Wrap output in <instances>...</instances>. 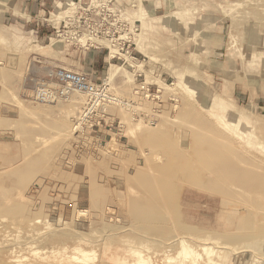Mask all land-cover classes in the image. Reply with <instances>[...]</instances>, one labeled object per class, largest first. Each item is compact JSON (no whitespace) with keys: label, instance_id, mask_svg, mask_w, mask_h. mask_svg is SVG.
Listing matches in <instances>:
<instances>
[{"label":"rangeland","instance_id":"374dc122","mask_svg":"<svg viewBox=\"0 0 264 264\" xmlns=\"http://www.w3.org/2000/svg\"><path fill=\"white\" fill-rule=\"evenodd\" d=\"M20 1L0 0V60L3 62L0 66V211L3 205H8L6 209L9 212L5 213L4 207L0 212V260H4L5 264H264L263 184L259 185L260 188L246 189L240 185L238 178L229 174L211 194L195 189L196 186L189 189V184L182 179H169L170 183L174 181L176 184L173 194L179 197L176 209L168 205L161 208L162 224L137 221L133 218L137 213L130 208L131 192L135 190L133 199L149 195L145 189L139 188L138 182L142 180L134 177L135 170L145 171L146 158L151 155L152 159L157 156L156 153L163 155L167 161L175 158L156 150L154 145L159 142H173L182 153L193 152V147L199 143L200 148H213L232 162L264 176V114L230 99L223 80L216 79L219 71L225 74L229 63L219 61L220 67H216L217 61L212 59L204 44L206 33L213 28L218 16L216 13L228 15L225 31L227 57L241 61L247 71L262 80L264 0H220L226 3L219 5L167 0L171 1L167 7L152 5L150 0H111L125 13L128 23L140 27L141 34L134 51L138 61L133 70L120 61L111 60L108 51L102 50L107 59L105 68H101L100 73L86 71V74L96 83H104L102 87L107 96L130 105L102 100L93 113L88 112L87 96L80 92H74L67 101L55 104H42L34 98V91L40 85L58 87L48 77L49 71L55 67L45 71L40 61H65L67 49L84 52L69 46L57 35L63 25L61 20L66 4L78 0H58L52 8L46 9L45 14L37 12L31 19L24 15L25 8ZM42 29H45V35L38 33ZM112 69H119V72L110 81L108 77ZM184 107L193 111L187 117L180 113L185 110ZM197 114L201 115L202 124L195 119ZM91 157L94 162L98 160L101 166L96 162L91 165L94 169L90 168L88 162ZM85 158L88 162L83 160ZM29 159L30 162L33 159L31 164ZM122 159L130 165L125 164L126 161L123 163ZM150 159L153 162L154 158ZM192 159L191 156L188 160ZM9 160L13 168L11 163L8 165ZM15 160L25 162L19 164ZM103 164L109 166L104 168ZM25 165L29 166L28 169ZM85 166L95 176L91 172L87 175ZM33 167L37 170L34 171ZM46 168L48 175L53 171L52 177L47 175ZM3 169L9 173L12 171L11 175ZM122 169L123 175L120 173ZM14 171L18 173L14 175ZM106 172L110 175L107 176ZM38 173L40 176H34ZM59 174H64V177L68 174L65 178L68 176L70 179L66 182ZM53 175L60 178L54 177L55 181ZM75 175H78V181L82 179L78 184L74 180ZM92 177L102 180L99 179V182L96 178L97 182L93 185L96 180ZM72 180L75 182L70 184ZM19 184L24 187L20 185L18 188ZM19 193L23 194V198L19 197ZM102 194L105 198L109 196L110 201L105 198L106 203L102 198L97 201L98 196L103 197ZM38 195L40 199H36ZM128 195L132 196L129 202ZM54 196L59 197L55 199ZM119 199L123 204L121 200L117 201ZM19 201L22 204L18 206ZM13 202L17 205L14 206ZM108 209H112V215L107 213ZM35 215L38 218L33 217ZM176 216H181V222L196 229L195 235L183 234ZM151 228L154 229L153 235L149 230ZM177 234L185 236L192 249L195 246L196 258L181 257V243L175 241ZM205 248H210V253L206 252L209 257L204 254Z\"/></svg>","mask_w":264,"mask_h":264},{"label":"bare ground","instance_id":"6f19581e","mask_svg":"<svg viewBox=\"0 0 264 264\" xmlns=\"http://www.w3.org/2000/svg\"><path fill=\"white\" fill-rule=\"evenodd\" d=\"M118 72H119V69H112L111 70V74H109L110 75V77H108L109 79H110V81H112L113 79H115V77H117V75H118ZM110 101H116V102H118L119 104H121L122 106H125V105H130V103H126L125 101H122V100H117L116 98H114V97H110V95H109V98H108ZM189 108V107H188ZM188 108H186V109H188ZM184 109H185V107H184ZM182 110L183 112H180L181 113V115L182 116H184V117H187V116H189L190 114H191V112H193L192 110H190V112H188L189 110ZM179 110H180V107H179ZM89 112V111H88ZM199 116H201V115H198L197 114V116H196V118L195 119H197V121L198 122H200L201 124H202V118L201 117H199ZM150 123V122H149ZM148 127V126H147ZM150 129V128H149ZM212 129V128H211ZM214 129V128H213ZM80 131V130H79ZM71 133V132H70ZM66 134V133H65ZM63 136V135H62ZM59 138H58V140L60 139V136H58ZM70 138H72L71 136H69ZM52 139H54L55 140V137L53 138L52 137ZM62 139H63V137H62ZM65 139H66V137H65ZM53 140V141H54ZM57 140V141H58ZM52 141V142H53ZM56 141V140H55ZM60 141H61V139H60ZM68 141V140H67ZM151 141V140H150ZM51 142V141H50ZM51 142V143H52ZM47 144H48V142H47ZM60 144H62V143H60ZM71 145V144H70ZM72 145H73V142H72ZM210 146L212 145V144H209ZM39 146V145H38ZM45 147V146H44ZM52 147H54V146H52ZM52 147H51V149H52ZM58 147V146H57ZM69 147V146H68ZM71 147V146H70ZM75 147V146H74ZM67 148V147H66ZM154 148L156 149V150H158L159 152H162V154H164V153H167V154H170V155H172V156H174L175 158H174V160H168L167 161V159H165L164 158V156L163 155H161V154H159V153H156V150L154 151L156 154H157V156H154L153 158H154V160H152V159H150L151 158V155H150V158H149V156H148V158H146V163H145V171H137V170H135V175H134V177H137V178H139L140 179V181L141 182H138V183H140V187L139 188H143V189H145L147 192H146V194L148 193L149 195H144V196H142V197H140V196H138V197H140V198H137V199H133L134 198V191L133 192H131V195L133 194V198H132V201H130V199H131V195H128L129 197H128V199H127V201L129 202L130 201V208L131 209H134V211L137 213V214H134V217L133 218H135V220H137V221H141V222H149V223H152L153 221H154V223L156 222V223H160V224H162L163 222H164V219H163V217H161V215H160V211H161V208H164V207H166V205H168V206H170V207H173V208H177V202H178V197L177 196H175L174 194H173V192H172V190L173 191H175V189H174V187L176 188V184L174 183V181H171L172 183H170V180L169 179H182L185 183L187 182L188 184H189V189H190V187L191 186H196L195 187V189L196 188H199L201 191H206V192H210L211 194L212 193H214L216 190H217V188H218V184H219V182L220 181H222V180H225L228 176H229V174L230 175H232V176H234V177H236V178H238L239 179V183H240V185L242 186V187H244V188H246V189H255L256 187H259V185H264V176H261L256 170H253V169H248V168H246V167H243V166H241L240 164H236V163H234V162H232L231 160H230V158L229 157H227L225 154H223V153H220V152H217V151H215L213 148H208V147H206V148H200V144L198 143L197 145H195L194 147H193V152L192 151H189L188 150V152H185V153H182V152H180L179 150H178V148L176 147V146H174V143L172 142L171 144L169 143H161V142H159V143H156L155 145H154ZM48 150H50V148L48 149ZM65 152V151H64ZM67 152V151H66ZM106 152V151H105ZM142 152V151H141ZM144 153H145V150L143 151ZM192 152V153H191ZM72 153V152H71ZM108 153V152H107ZM144 153H142V154H144ZM147 153V152H146ZM27 154H29V153H27ZM114 154V153H113ZM187 154H190V156L189 155H187ZM47 155V154H46ZM63 155V154H62ZM70 155V154H69ZM98 155V154H97ZM146 155V154H145ZM144 155V156H145ZM153 155V154H152ZM64 156V155H63ZM63 156H60V157H63ZM109 156V155H108ZM191 156H192V161H190V160H188L189 159V157L191 158ZM28 157V156H27ZM69 157V156H68ZM68 157H66V158H68ZM74 157V156H73ZM119 157V156H118ZM141 157V156H140ZM142 157H143V155H142ZM147 157V156H146ZM169 157V156H168ZM32 158V157H31ZM39 158V157H38ZM41 158V157H40ZM103 158H105V157H103ZM114 159H115V157H113ZM122 158V157H121ZM24 159V158H23ZM35 159H37V158H35ZM34 159V160H35ZM64 159V158H63ZM72 159V158H71ZM74 159V158H73ZM95 159V158H94ZM106 159H107V157H106ZM111 159V158H110ZM109 159V160H110ZM149 159L150 160H152L153 162H151V161H149ZM41 160V159H40ZM39 160V161H40ZM62 160V159H61ZM68 160V159H67ZM66 160V161H67ZM75 160V159H74ZM84 161H86V158L85 159H83ZM89 160H91L90 162H88V159H87V161L86 162H88L89 163V165H90V168H92V169H94L91 165L94 163H96V162H94V160L92 161V157H91V159L89 158ZM100 160V159H99ZM103 159L101 158V160L100 161H102ZM111 160H113V159H111ZM111 160H110V163H108L109 165L111 164ZM121 160V159H120ZM123 160V159H122ZM16 162H18L19 163V161H17V160H15ZM33 161V159L31 160V162ZM60 161V160H59ZM70 161V160H69ZM76 161V160H75ZM81 161H82V159H81ZM80 161V162H81ZM117 161V160H116ZM124 161H126V160H123L122 162L123 163H125ZM138 161H139V159H138ZM145 161V160H144ZM15 162V163H16ZM25 161L23 160V163H24ZM28 162H30V159H29V161ZM31 162H30V164H31ZM68 162V161H67ZM72 162V161H71ZM77 162V161H76ZM75 162V163H76ZM79 162V163H80ZM92 162V163H91ZM114 162H115V160H114ZM118 162V161H117ZM6 163V162H5ZM11 163V164H10ZM22 162H20L19 164H21ZM22 163V164H23ZM26 163H27V161H26ZM73 163V162H72ZM85 163V162H84ZM83 163V164H84ZM91 163V164H90ZM100 163V162H99ZM98 162H97V164H99ZM113 163V162H112ZM121 163V162H120ZM122 163V164H123ZM129 163V162H128ZM127 163V161H126V163L125 164H128ZM134 163L136 164L137 162H135L134 161ZM11 165V167L13 166L12 165V162L9 160V163H8V165ZM18 164V166L20 167V165ZM35 164V163H34ZM50 163H48V165H49ZM68 164H69V162H68ZM71 164V163H70ZM82 164V163H81ZM93 164V165H94ZM107 164V166H109ZM114 164V163H113ZM138 164V163H137ZM3 165V164H2ZM5 165H7V164H5ZM4 165V166H5ZM7 165V166H8ZM16 165V164H15ZM40 165H42V162H41V164ZM47 165V166H48ZM86 165H87V163H86ZM88 165V166H89ZM104 165V168H105V166H106V164H103ZM117 165V164H116ZM120 165V164H119ZM129 165H130V163H129ZM133 165V164H132ZM18 166L16 165V167L18 168ZM24 166V165H23ZM28 165H25V167L28 169V167H27ZM35 166V165H34ZM88 166H85V168H86V170H87V167ZM96 166V165H95ZM99 166H101V163L99 164ZM106 166V167H107ZM113 166V165H112ZM128 166V165H127ZM15 167V166H14ZM49 167V166H48ZM64 167V166H63ZM67 167H71V166H67ZM75 167V166H74ZM13 168V167H12ZM25 168V169H26ZM35 168H38L37 166H35ZM65 168V167H64ZM72 168V167H71ZM90 168L88 169V170H90ZM103 168V169H104ZM113 168V167H112ZM120 168H122V166H120ZM126 168V167H125ZM139 168H141V167H139ZM260 168V167H259ZM16 169V168H15ZM20 169V168H19ZM33 169H34V167H33ZM55 169H57V168H55ZM54 169V170H55ZM68 169V168H67ZM70 169V168H69ZM74 169V168H73ZM100 169H101V167H100ZM127 169H129V168H127ZM127 169H125V170H127ZM143 169V168H142ZM4 170V169H3ZM7 170V169H6ZM6 170H4V171H6ZM24 170V169H23ZM22 170V171H23ZM35 170H37V169H34V171ZM47 170V171H46ZM46 170L44 169V171H46L47 172V175H48V169L46 168ZM84 170V169H83ZM86 171L85 173L87 174V172H91V170L90 171ZM144 170V169H143ZM8 171V170H7ZM6 171V172H7ZM16 171V170H15ZM14 171V172H15ZM19 171H21V169L19 170ZM24 171H27V170H24ZM43 171V172H44ZM74 171V170H73ZM73 171H71V172H73ZM107 171V170H106ZM121 171H123V169L122 170H120V173H121ZM137 171V172H136ZM6 172H5V174H6ZM28 172V171H27ZM39 172H41V171H39ZM51 172V171H50ZM59 172V171H58ZM96 172V171H95ZM109 172H112L111 170H109ZM108 172V173H109ZM124 172V171H123ZM122 172V173H123ZM128 172V171H127ZM127 172H126V175H127ZM8 173H9V171H8ZM10 173H12V171L10 172ZM9 173V174H10ZM16 173H18V172H15V174L14 175H16ZM22 173V172H21ZM25 173V172H24ZM67 173V172H66ZM74 173V172H73ZM92 173V172H91ZM97 173V172H96ZM119 173V172H118ZM119 173V174H120ZM121 173V175H123ZM4 174V173H3ZM29 174V173H28ZM35 174V173H34ZM39 175H34V176H40V173H38ZM43 174V173H42ZM46 174V173H45ZM52 174H53V171H52V173H49V175H51V177H52ZM58 174V173H57ZM56 174V175H57ZM65 174V173H64ZM64 174H59V175H64ZM93 175H94V173H92ZM113 173H111V175H112ZM11 175V174H10ZM14 175H12L11 177H13ZM21 175V174H20ZM20 175H18L17 177H19ZM47 175H45V176H47ZM48 175V176H49ZM66 175H68V174H66ZM66 175H65V177H66ZM70 175V174H69ZM83 175H85V174H83ZM88 175V174H87ZM86 175V176H87ZM106 175L107 176H109L110 174H107V172H106ZM129 175V174H128ZM9 176V175H8ZM31 176V175H30ZM29 176V177H30ZM33 176V178H35ZM76 176H78V175H75L74 176V180L77 182V184H78V182L80 181H78V177L76 178ZM80 176V175H79ZM95 176V175H94ZM98 176V175H97ZM101 177H103L102 175H100ZM113 176V175H112ZM0 177H1V175H0ZM56 178V176H54L53 175V178ZM58 178H60L59 176H57ZM64 177V176H63ZM64 177V179L63 180H66V182H68V180L70 179L68 176H67V178H65ZM73 176H71V178H72ZM84 177V176H83ZM83 177H79V179H81V178H83ZM115 177V176H114ZM133 177V176H132ZM14 178V177H13ZM32 178V179H33ZM54 178V180L56 181V179H58V178H56L55 179ZM62 178V177H61ZM69 178V179H68ZM97 179H98V177H96ZM96 178H94V177H92V179L93 180H96L95 181V183L94 182H92V184L94 185V184H96V182H97V179ZM118 178V177H117ZM16 179V178H15ZM14 179V180H15ZM20 179H21V177H20ZM48 179V178H47ZM73 179V178H72ZM100 179V178H99ZM99 179H98V181H99ZM220 179V180H219ZM23 180V179H22ZM35 179H33V181H34ZM49 180V179H48ZM61 180V179H60ZM62 180V181H63ZM84 180V179H83ZM93 180H91V181H93ZM100 180H102V179H100ZM135 180V179H134ZM12 181V180H11ZM16 181H18V180H16ZM27 181V180H26ZM32 180H31V182H33ZM75 181H69V183L71 182V183H73V182H75ZM81 181H82V179H81ZM80 181V182H81ZM88 181V180H87ZM90 180H89V182H91ZM116 181V180H115ZM136 181V180H135ZM9 182V181H8ZM19 182V181H18ZM28 182H30L29 180H28ZM27 182V183H28ZM47 182H49V181H47ZM50 182H53V181H51L50 180ZM61 182V181H60ZM65 182V183H66ZM100 182V181H99ZM126 182H127V180H126ZM10 183V182H9ZM16 183V182H15ZM21 183V182H20ZM70 183V184H71ZM111 183H113V182H111ZM128 183V182H127ZM137 182H136V184H138ZM24 184V183H23ZM29 185H30V183H28ZM27 184V185H28ZM47 184V183H46ZM68 184V183H67ZM86 184H87V182H86ZM91 183L89 184V185H92ZM98 184H100V183H98ZM173 184H174V186H173ZM17 185V184H16ZM20 185L21 184H19L18 185V188H20ZM3 186V185H2ZM9 186V185H8ZM22 186V185H21ZM99 186V185H98ZM101 186H103L102 184H101ZM115 186V185H114ZM22 187H24V186H22ZM30 187V186H29ZM33 187V186H32ZM48 187V186H47ZM53 187H56V186H53ZM60 187L61 186H59V189H60ZM65 187V186H64ZM67 187V186H66ZM261 187H263V186H261ZM63 188V187H62ZM103 188V187H102ZM105 188V187H104ZM113 188V187H112ZM117 188V187H116ZM194 188V187H193ZM260 188V187H259ZM24 189V188H23ZM22 189V190H23ZM30 189H32V188H30ZM46 188L44 187L43 188V190H45ZM49 188H47V190H48ZM54 189V188H53ZM71 189V188H70ZM107 189V188H106ZM142 189V190H143ZM27 190H28V188H27ZM41 190V189H40ZM43 190H42V192H43ZM56 190V189H55ZM54 190V191H55ZM62 189H60V191H61ZM74 190V189H73ZM72 190V191H73ZM113 190V189H112ZM133 190V189H132ZM19 191V190H18ZM31 191V190H30ZM30 191H29V193H30ZM36 191V190H35ZM51 191V190H50ZM64 190H62V192H63ZM75 191V190H74ZM199 191V190H198ZM254 191V190H253ZM256 191V190H255ZM20 192V191H19ZM42 192H40V195L42 194ZM65 192H67V190L65 191ZM93 192V191H92ZM122 192H123V190H122ZM128 192H130V191H128ZM137 192V191H136ZM135 192V195L137 194ZM145 192V191H144ZM21 193V192H20ZM20 193H19V197L20 196H22L23 194H21L20 195ZM24 193V192H23ZM28 193V194H29ZM38 193V192H37ZM48 193V192H47ZM64 193V192H63ZM110 193V192H109ZM45 194V193H44ZM48 194H50V193H48ZM57 194V193H56ZM65 194V193H64ZM74 194V193H73ZM261 194H264V193H261ZM32 195V197H33V194H31ZM46 195V194H45ZM54 195V194H53ZM58 195L60 196V194L58 193ZM66 195H67V193H66ZM78 195V194H77ZM90 195H91V192H90ZM95 195V194H94ZM141 195V194H140ZM143 195V194H142ZM25 196V195H24ZM43 196V195H42ZM59 196H57V197H59ZM89 196V195H88ZM93 196V195H92ZM101 196V195H100ZM102 196H103V194H102ZM106 196H108V195H106ZM114 196V195H113ZM131 196V197H130ZM212 196V195H211ZM38 197V198H37ZM48 197V196H47ZM52 197V196H51ZM55 197V196H54ZM57 197H55V199L57 198ZM61 197V196H60ZM84 197V196H83ZM89 197H91V196H89ZM111 197V196H110ZM22 198H23V196H22ZM27 198V197H26ZM35 198V197H34ZM49 199H51L50 197H48ZM67 198V196L66 197H64V199H66ZM96 198V197H95ZM94 198V199H95ZM100 198H102V200H104V202H105V199L107 200V199H109V196L108 197H97V201H100V200H98V199H100ZM103 198H105V199H103ZM114 198V197H113ZM14 199V198H13ZM12 199V200H13ZM19 199V198H18ZM18 199H16L17 201H18ZM28 199V198H27ZM36 199H40L39 198V195L38 196H36ZM35 199V200H36ZM42 200H43V197L41 198ZM54 199V198H53ZM52 199V200H53ZM63 199V198H62ZM83 199V198H82ZM93 199V198H92ZM115 199V198H114ZM10 200H11V198H10ZM15 200V199H14ZM24 200H25V197H24ZM23 200V201H24ZM30 200V199H29ZM32 200V199H31ZM30 200V201H31ZM51 200V201H52ZM61 200V199H60ZM80 200H81V198H80ZM87 200V199H86ZM102 200H101V202H102ZM121 199H119V200H117V201H120ZM124 200H126V199H124ZM9 201V200H8ZM21 201V200H20ZM20 201L18 202V206H19V203H20ZM26 201V200H25ZM39 201V200H38ZM44 201V200H43ZM50 201V200H49ZM63 201V200H62ZM78 201V200H77ZM96 201V202H97ZM107 201H110V199L109 200H107ZM106 201V202H107ZM112 201V200H111ZM116 201V202H117ZM122 201V200H121ZM213 201V200H212ZM22 202V201H21ZM35 202V201H34ZM42 202V201H41ZM46 202H47V200H46ZM64 202V201H63ZM74 202V201H73ZM93 203H94V201H92ZM104 202H102V204L104 205ZM105 202V203H106ZM125 202V201H124ZM8 203V202H7ZM15 203H17V202H13V204H15ZM51 203V202H50ZM100 203V202H99ZM126 203V202H125ZM210 203V202H209ZM251 203V202H250ZM3 204H6V203H3ZM9 204H10V202H9ZM12 204V203H11ZM10 204V205H11ZM22 203H20V205H21ZM24 204V203H23ZM26 204V203H25ZM30 203H28V207L30 206L29 205ZM32 204V203H31ZM65 204H66V202H65ZM91 204V203H90ZM108 204V203H107ZM119 204H121V203H119ZM122 204H123V201H122ZM122 204L121 205H119V206H122ZM9 205V206H10ZM17 204H15L14 206H16ZM74 205V204H73ZM128 205V204H127ZM7 206V208H8V205H6ZM6 206L4 207V205H3V207H4V209L3 210H5L6 209ZM40 206H41V204H40ZM39 206V207H40ZM91 206V205H90ZM105 206H106V204H105ZM211 206V205H210ZM255 206V205H254ZM256 206H258V205H256ZM2 207V208H3ZM23 207V206H22ZM25 207V206H24ZM32 207V206H31ZM30 207V208H31ZM44 207V206H43ZM107 207V206H106ZM125 207H126V204H125ZM195 207H197V206H195ZM2 208H1V211H2ZM35 208V207H34ZM41 208V207H40ZM39 208V209H40ZM101 208V207H100ZM105 208V207H104ZM129 208V207H128ZM128 209V210H130V212L132 211L131 209ZM261 208H262V206H261ZM25 209V208H24ZM28 208H26L25 210H27ZM43 209H46V208H43ZM64 209V208H63ZM102 209V208H101ZM105 209H107V208H105ZM114 209H116V208H114ZM113 209V210H114ZM119 208H117V210H118ZM123 209H124V205H123ZM9 211H10V209H8ZM31 210V209H30ZM30 210H27V211H30ZM104 210V209H103ZM109 211H111V212H107L108 214H113V212H112V209H108ZM0 211V212H1ZM6 211H7V209H6ZM13 211V210H12ZM19 211H20V209H19ZM37 211H39L38 209H37ZM42 211V210H41ZM82 211V210H81ZM105 211V210H104ZM115 211V210H114ZM168 211V210H167ZM211 211V210H210ZM3 212V211H2ZM5 212V211H4ZM18 212V211H17ZM20 212H22V211H20ZM26 212V211H25ZM83 212H85V211H82V213ZM87 212V211H86ZM90 212V211H89ZM117 212V211H116ZM134 212V213H135ZM173 212H174V210H173ZM5 213H8L9 214V212L7 211V212H5ZM12 213V212H11ZM11 213H10V215H11ZM16 213V212H15ZM23 213H24V210H23ZM36 213V212H35ZM79 213H81V212H79ZM78 213V214H79ZM103 213V212H102ZM106 213V214H107ZM132 213H133V211H132ZM21 213H19L18 214V216L20 215ZM27 214V213H26ZM29 214V213H28ZM31 214H33L32 212H31ZM41 214H42V212H41ZM107 214V215H108ZM124 214V213H123ZM167 214V213H166ZM171 214H174V213H171ZM170 214V215H171ZM179 214V213H178ZM264 214V213H263ZM23 215V214H22ZM25 215V214H24ZM23 215V216H24ZM38 215V214H37ZM37 215H35V216H33V217H36ZM84 215V214H83ZM105 215V214H104ZM117 215V214H116ZM129 215H130V213H129ZM132 215V214H131ZM167 215H169V213L167 214ZM187 215V214H186ZM185 215V216H186ZM14 216V215H13ZM17 216V215H16ZM26 216V215H25ZM38 216H41L40 214L38 215ZM38 216H37V218H38ZM106 216V215H105ZM125 216V215H124ZM27 217L28 218H30L28 215H27ZM80 217V216H79ZM168 217V216H167ZM175 217V216H174ZM18 218V217H17ZM23 218V217H22ZM41 218V217H40ZM103 218H104V216H103ZM102 218V219H103ZM169 218V217H168ZM170 218H172V216L170 217ZM169 218V219H170ZM190 218V216H188V219ZM4 219V218H3ZM33 218H31V220H32ZM105 219V218H104ZM107 219V218H106ZM111 219V218H110ZM115 219H118L117 217L115 218ZM182 219H184V218H182ZM257 219V218H256ZM34 220V219H33ZM123 220V219H122ZM193 220V219H192ZM191 220V221H192ZM41 221V220H40ZM39 221V222H40ZM43 221V220H42ZM116 221V220H115ZM170 221H172V220H170ZM174 221V220H173ZM176 221H178V223H179V227H180V229L182 230V232H183V234H194L195 235V233L197 232L196 231V229H194L192 226H190V225H187V224H184L183 222H181V216H176ZM257 221V220H256ZM105 222V221H104ZM168 222V221H167ZM192 222H194V221H192ZM254 222V221H253ZM138 223V222H137ZM194 223H196V221L194 222ZM199 222H197V224H198ZM173 224V223H172ZM135 225V224H134ZM158 225V224H157ZM149 226H151V225H149ZM152 226H154V225H152ZM151 226V227H152ZM163 226V225H162ZM173 226V225H172ZM61 227V226H60ZM148 227V226H147ZM58 228V227H57ZM140 228H142V227H140ZM154 228V227H153ZM160 228H162V227H160ZM165 228V227H164ZM51 229H53V228H51ZM145 229V228H144ZM176 229V228H175ZM58 230V229H57ZM116 230V229H115ZM149 230H151V234L153 233L152 231H154V229L152 230V228L151 229H149ZM149 230H147V231H149ZM157 230V229H156ZM160 230H164V229H160ZM168 230V229H167ZM42 231V230H41ZM45 231V230H44ZM51 231H53V230H51ZM166 231V230H165ZM228 231V230H227ZM260 231V230H259ZM50 232V231H49ZM158 232V231H157ZM177 232V231H176ZM200 232H203V231H200ZM261 232H262V229H261ZM61 233H64V232H61ZM105 233V232H104ZM104 233H102V234H104ZM156 233V232H155ZM163 233H166L167 234V232H163ZM171 233V232H170ZM205 233V232H204ZM46 234V233H45ZM54 234V233H53ZM160 234H161V232H160ZM165 234V235H166ZM201 234V233H200ZM40 235H42V234H40ZM153 235V234H152ZM178 235V234H177ZM223 235V234H222ZM230 235V234H229ZM106 236V235H105ZM143 236V235H142ZM157 236H158V234H157ZM169 236V235H168ZM248 236H250V235H248ZM253 236V235H252ZM160 237V236H159ZM162 237V236H161ZM178 238H176V240L175 241H179L180 243H181V252H180V255H181V257L182 258H189L190 256H194V258H196V252L194 251V247H193V249L186 243V238L184 239V237L185 236H183V237H179V235L177 236ZM187 237V236H186ZM202 237V236H201ZM153 238H154V236H153ZM156 238V237H155ZM154 238V239H155ZM231 238V237H230ZM251 238V237H250ZM103 239H105V238H103ZM175 239V238H174ZM194 239V238H193ZM235 239V238H234ZM102 239H101V237H100V239H99V241H101ZM138 240V239H137ZM191 240V239H190ZM160 240H158V242H159ZM199 241H201V240H199ZM193 242H194V240H193ZM201 242H203V241H201ZM174 243V242H173ZM199 243V242H198ZM205 243V242H204ZM169 244H171V243H169ZM197 244V243H196ZM205 244H207V243H205ZM13 245V244H12ZM168 245V244H167ZM208 245V244H207ZM22 246V245H21ZM24 246V245H23ZM3 247V246H2ZM197 247H198V244H197ZM1 248V247H0ZM203 250H205V253L204 254H206V252H208V254L210 253V248H205V249H203ZM212 251V250H211ZM132 252H134L133 250H132ZM138 252V251H137ZM136 252V254H138ZM244 252V251H243ZM247 252V251H246ZM213 252H211V254H212ZM156 255V254H155ZM180 255H178V256H180ZM207 255V254H206ZM155 257V256H154ZM207 257H209V255H207ZM178 258V257H177ZM193 258V257H192ZM181 259V258H180ZM197 259H198V257H197ZM25 260V259H24ZM171 259H169V261H170ZM175 260H176V258H175ZM174 260V261H175ZM187 260V259H186ZM152 261V260H151ZM167 261H168V259H167ZM171 261H173V260H171ZM183 262V261H182ZM184 262H185V260H184ZM197 262V261H196ZM195 262V263H196ZM210 262V261H209ZM169 264H171L170 262H168ZM167 263V264H168ZM0 264H5V261L4 260H0ZM174 264H175V262H174ZM187 264V263H186ZM192 264V263H191Z\"/></svg>","mask_w":264,"mask_h":264},{"label":"built area","instance_id":"2783aa9c","mask_svg":"<svg viewBox=\"0 0 264 264\" xmlns=\"http://www.w3.org/2000/svg\"><path fill=\"white\" fill-rule=\"evenodd\" d=\"M66 5L67 9L61 20L63 25L57 31L58 37L66 40L69 46L83 49L84 52L107 50L111 60L120 61L124 66L135 69L138 58L134 51L141 34L140 27L135 23H128L120 7L111 0H78ZM2 64L0 60V66ZM48 77L58 87L44 84L36 88L34 98L39 103L67 101L72 93L80 92L87 96V109L93 113L102 100L109 98L102 87L104 83H96L89 74L55 68L49 71Z\"/></svg>","mask_w":264,"mask_h":264},{"label":"crops","instance_id":"0c3cea01","mask_svg":"<svg viewBox=\"0 0 264 264\" xmlns=\"http://www.w3.org/2000/svg\"><path fill=\"white\" fill-rule=\"evenodd\" d=\"M58 0H21L20 3L23 5L24 15L31 19L32 15L37 12L39 14L46 13V9H50ZM171 1L167 0H150L152 5H160L167 7ZM190 1H188L189 3ZM202 2L210 3L213 5L224 4L226 2L220 0H192L190 3L199 4ZM216 21L213 22V28L206 33L205 46L207 50L211 52L212 59L217 61L216 67H220L219 61L228 62V69L225 70V74L222 71L216 73V79L223 80V85H225V91H228L229 97L238 105H244L247 108L258 110L260 113L264 114V77L263 79H258L257 75L251 74V71H247L242 65L241 61L236 59H229L225 51L228 52L225 42V31L228 28V15H224L222 12L216 13ZM215 14V15H216ZM40 35H45V29L39 30ZM228 45V44H227ZM65 61H57L55 59L42 60L41 68L47 71L50 67L63 68L76 73H100L101 68L106 66V55L103 51L93 50L89 52L76 51H66ZM221 58V60H220ZM226 58V59H225ZM237 64L235 65V63ZM229 65L230 66L229 68ZM68 68V69H67ZM70 68V69H69ZM249 70V69H248ZM103 72V71H102ZM47 75V74H46Z\"/></svg>","mask_w":264,"mask_h":264}]
</instances>
